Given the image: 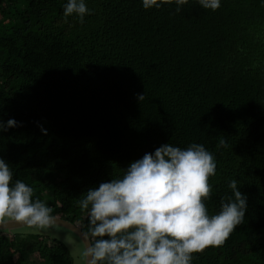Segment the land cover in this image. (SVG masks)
Here are the masks:
<instances>
[{
  "label": "trees",
  "instance_id": "trees-1",
  "mask_svg": "<svg viewBox=\"0 0 264 264\" xmlns=\"http://www.w3.org/2000/svg\"><path fill=\"white\" fill-rule=\"evenodd\" d=\"M84 2L80 23L63 16L67 0H0V121L17 122L0 132V158L13 181L85 233L88 188L165 143L202 144L216 162L209 213L233 179L247 209L191 264H264V0H189L179 13ZM18 229L0 230V264H73L57 240Z\"/></svg>",
  "mask_w": 264,
  "mask_h": 264
},
{
  "label": "clouds",
  "instance_id": "clouds-1",
  "mask_svg": "<svg viewBox=\"0 0 264 264\" xmlns=\"http://www.w3.org/2000/svg\"><path fill=\"white\" fill-rule=\"evenodd\" d=\"M194 2L216 11L221 0ZM173 3L179 13L189 0H142L145 10ZM88 14L84 0L64 5L65 18L76 15L83 23ZM15 126L14 119L6 125L0 121V132ZM219 145L228 147L225 139ZM215 174V158L202 144L181 149L165 143L130 162L122 176L88 188L78 201L88 221L83 233L88 240L86 264H191L194 254L222 247L243 222L247 197L233 179L228 184L232 195L221 197L219 212L210 214L205 202L211 198L209 180ZM33 196L34 189L13 181L9 164L0 158V227H53V209Z\"/></svg>",
  "mask_w": 264,
  "mask_h": 264
},
{
  "label": "rangeland",
  "instance_id": "rangeland-1",
  "mask_svg": "<svg viewBox=\"0 0 264 264\" xmlns=\"http://www.w3.org/2000/svg\"><path fill=\"white\" fill-rule=\"evenodd\" d=\"M18 230L24 233H37L44 237L57 240L66 248L70 257L72 258L73 264L82 263L84 254L82 252L81 243L75 236H73V234H71L66 229L54 225L53 227L48 228L46 230H36L28 228L26 226L21 227Z\"/></svg>",
  "mask_w": 264,
  "mask_h": 264
},
{
  "label": "water",
  "instance_id": "water-1",
  "mask_svg": "<svg viewBox=\"0 0 264 264\" xmlns=\"http://www.w3.org/2000/svg\"><path fill=\"white\" fill-rule=\"evenodd\" d=\"M55 218V222H54V225H57V226H60L66 230H68L69 232H71L74 236H76L78 238V240L80 241L81 245H82V249H83V253H84V250L88 244V240H86L83 236V233L81 232V230L79 229L78 226H75L73 224H70L69 222L67 221H64V220H61L57 217H54ZM20 227H25L23 225H19V224H14V223H10L6 226H2L0 227V230H7V231H10L12 229H16V228H20ZM83 264H86V258L84 256V261H83Z\"/></svg>",
  "mask_w": 264,
  "mask_h": 264
}]
</instances>
